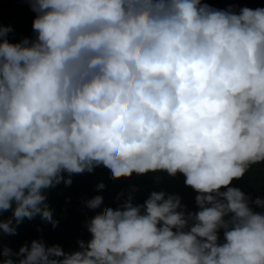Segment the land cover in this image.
I'll list each match as a JSON object with an SVG mask.
<instances>
[{
	"label": "clouds",
	"instance_id": "1",
	"mask_svg": "<svg viewBox=\"0 0 264 264\" xmlns=\"http://www.w3.org/2000/svg\"><path fill=\"white\" fill-rule=\"evenodd\" d=\"M23 2L33 36L10 42L0 24V264H264V198L232 186L264 165V7ZM96 168L183 175L198 211L129 193L86 220L78 251L3 244L25 219L55 228L48 190Z\"/></svg>",
	"mask_w": 264,
	"mask_h": 264
},
{
	"label": "trees",
	"instance_id": "2",
	"mask_svg": "<svg viewBox=\"0 0 264 264\" xmlns=\"http://www.w3.org/2000/svg\"><path fill=\"white\" fill-rule=\"evenodd\" d=\"M206 2L220 9L227 8L230 3L237 7H264V0H206ZM34 16L35 13L23 0H0V24L11 25L14 29L8 36L10 42H18L25 36H33L31 26ZM100 182L105 184V188L98 191L96 185ZM232 186L240 188L253 199L257 196L264 198V165H254L242 179L234 180ZM133 188L136 191L133 192ZM161 190L179 195L188 211H198L195 204L197 193L185 186L183 175L172 178L164 173L141 176L134 174L130 179L113 180L103 168H96L91 174L73 175L71 186L61 183L47 192V203L54 210V218L58 220L55 228L38 216L33 220L25 219L18 226L16 235L3 236V244L17 252L25 243L30 245L33 240L43 239L46 246L58 244L65 252L78 251L77 241H88L91 238V234L85 228L87 219L101 212L104 207L117 208L129 193L133 194L134 203L142 204L152 191ZM121 193L123 196L117 201V196ZM96 195L103 197L101 207L96 210L86 208L84 201ZM253 207L256 211H264L255 208L254 205ZM10 216L11 212L3 213L4 219Z\"/></svg>",
	"mask_w": 264,
	"mask_h": 264
}]
</instances>
